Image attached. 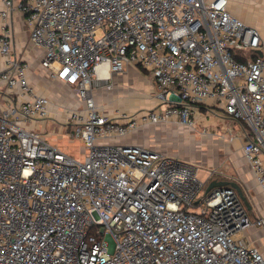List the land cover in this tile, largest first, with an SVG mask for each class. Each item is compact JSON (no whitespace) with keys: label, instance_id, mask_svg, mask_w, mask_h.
<instances>
[{"label":"built area","instance_id":"1","mask_svg":"<svg viewBox=\"0 0 264 264\" xmlns=\"http://www.w3.org/2000/svg\"><path fill=\"white\" fill-rule=\"evenodd\" d=\"M17 14L49 78L83 102L67 116L84 160L40 132L51 100L13 54ZM263 49L229 0H0V264H264L245 237L264 216L253 221L235 187L206 191L179 156L104 143L145 125L194 127L209 102L240 122L264 190ZM131 65L153 73L163 105L102 112L94 88Z\"/></svg>","mask_w":264,"mask_h":264},{"label":"crops","instance_id":"2","mask_svg":"<svg viewBox=\"0 0 264 264\" xmlns=\"http://www.w3.org/2000/svg\"><path fill=\"white\" fill-rule=\"evenodd\" d=\"M255 2L258 3L259 5H262V7H257V8L251 7L253 6L252 3ZM255 2L251 0H229V10L233 14L240 17L248 25L256 28L259 31L260 36L264 43V7H263L264 0L263 2L260 0L259 2L255 0ZM14 21H15V35H14V43H13L14 45L12 51L13 54H18L19 56L26 58L31 63V70L29 72L30 82L38 89L39 92L44 93L46 95L51 93V90L47 88V84L50 81L57 85H59L60 83L68 85L65 82L60 81L58 79L49 78L48 70L43 68L41 64L42 63L41 49L32 47L29 44V29L24 23L23 18L21 17L20 14H17L14 17ZM260 54H264V49L260 51ZM39 63L41 67L39 66ZM35 65H37L38 71L34 70L33 66ZM3 66H4V60L0 54V71L3 69ZM136 68L137 65H131L123 73L114 74L112 78V83H113L112 88L108 89L105 86H103L108 91L112 92L113 90H115L113 92L115 94L113 95L116 96V94H118L119 100L126 99L130 101L129 104L131 106L125 108L131 110L135 109V106L137 105L135 99L136 97H138V94L140 93L138 91L139 87L135 85L136 80H132L133 78H135L137 74H139L138 72H136ZM152 79H154L155 81L154 75ZM54 90L56 89L54 88L52 91ZM150 90H151L150 91L151 96H154V98L156 99L157 97H156V92H155L156 89L154 82L150 86ZM3 93H4L3 91H0V101L6 103L7 99L5 98V95ZM106 98L108 101L105 100V102L111 103L115 100V98L114 99H109L108 97ZM143 101L145 102V104L148 103L146 99H144ZM96 102L99 108H101V111L104 112L102 110L101 105L99 104L101 103V100L100 101L97 100L96 97ZM51 105H50V110L52 111ZM144 110L145 109H141L140 111H144ZM220 110L221 109H219L216 106H213L209 102L200 104L195 110L196 119L198 120L197 123L199 124L200 122L205 127L217 129V131L209 130L205 132H197L195 133L196 134L195 136L193 137L189 136V139L192 140L193 146L196 149L193 150H195V152L197 151L198 154L205 151L204 144L206 140L210 142L213 141L214 143H218L220 147L218 148V150H220L221 154H223L222 157L224 159H227L228 162L232 165L231 166L232 168L229 166L227 172L219 173L218 169L207 168L206 171H203L200 166L196 165L195 163L192 164L199 167V175L201 176V179L207 183H211L212 181H228L239 185V187H241L244 196V198H242V196L240 195L241 199L246 207L248 215L254 221L256 220L257 217L264 216V190L260 186L254 171L251 169L249 161L244 156L243 145L245 142V138L242 135V127L240 125V122L228 116L224 112L222 113L223 115L220 114L221 113ZM135 111L137 110L135 109ZM164 124L172 125L173 126L172 128L174 130L176 129L181 131V129L188 128L187 126L178 125L174 123H159L155 126L151 125V127H158V126L160 127L161 125ZM180 158L183 160L182 157ZM187 163L191 164V162H187ZM245 237H247L246 239L250 241L251 244L259 247L264 252L263 227L254 224L251 225L247 229V232L245 233Z\"/></svg>","mask_w":264,"mask_h":264},{"label":"rangeland","instance_id":"3","mask_svg":"<svg viewBox=\"0 0 264 264\" xmlns=\"http://www.w3.org/2000/svg\"><path fill=\"white\" fill-rule=\"evenodd\" d=\"M251 1L255 2V0ZM256 1L259 2V0ZM260 1L263 2V0ZM252 4L253 6L251 7L253 8L262 7V5H259L256 2ZM39 66L41 67L40 63ZM33 67L35 71H38L37 65ZM136 72H138L139 74H137L132 80H136L135 85L139 87L138 91L140 93L135 99V102H137L135 109L137 111H140L141 109L146 110L151 109L155 106H162L163 101L161 100V98L157 96V98L155 99L154 96H151L150 86L154 82V79H152L153 74L148 69H144L138 65L136 68ZM47 88L51 90V93H49L48 96L52 104V111L50 110L52 118H48L41 123L40 132L44 136H46V139L50 144L58 147L63 152L72 155L76 159L84 160L85 156L88 154V149H86V146L80 139L71 138L69 134L70 131H68V129L71 128L72 131H76L77 126L72 124L67 116V110L69 108L76 109L82 107L83 102L79 98L80 96L72 87L62 83L57 85L50 81L47 84ZM54 88L56 90L52 91ZM104 88L105 87H103V85L96 86L94 88L93 94L95 96V99L97 97V100H101V103L99 104L101 105L102 110L105 113L117 116L121 113L137 112L135 111V109L131 110L125 108L131 106L129 104L130 101L126 99L119 100L118 94H116V96L113 95L115 94L113 93L115 90L111 92ZM0 91H3L2 88H0ZM169 96L170 94L167 95V98H169ZM106 97H108L109 99L115 98V100L111 103L105 102V100H107ZM144 99L147 100V104H145V102L143 101ZM220 111V114L224 112L223 110ZM197 122L198 120L196 121L194 127L181 129V131L176 129L174 130L172 128L173 126L169 124H164L160 127H151V125H145L123 136H109L104 140V143L112 145H143L149 149L160 151L168 155L177 154L175 156L182 157L184 161L191 162V164L195 163L196 165L200 166L203 171H206L207 168H215L219 170V173L227 172L229 166L231 167L232 165L228 162L227 159H224L222 157L223 154H221L220 150H218V148H220L218 143L206 140L204 144L205 151L201 152L202 154H198L197 151L195 152L196 149L193 146L192 140L189 139V136L193 137L197 132H205L209 130L217 131V129L205 127L200 122L199 124ZM64 128L65 130H63Z\"/></svg>","mask_w":264,"mask_h":264},{"label":"water","instance_id":"4","mask_svg":"<svg viewBox=\"0 0 264 264\" xmlns=\"http://www.w3.org/2000/svg\"><path fill=\"white\" fill-rule=\"evenodd\" d=\"M222 185H231L233 187L236 188V190L240 193V195L242 196V198H244L241 187H239V185H237L236 183H232V182H228V181H212L206 191L211 190L213 187H217V186H222Z\"/></svg>","mask_w":264,"mask_h":264},{"label":"trees","instance_id":"5","mask_svg":"<svg viewBox=\"0 0 264 264\" xmlns=\"http://www.w3.org/2000/svg\"><path fill=\"white\" fill-rule=\"evenodd\" d=\"M208 185H209V183L207 184V186H206V187H208Z\"/></svg>","mask_w":264,"mask_h":264},{"label":"bare ground","instance_id":"6","mask_svg":"<svg viewBox=\"0 0 264 264\" xmlns=\"http://www.w3.org/2000/svg\"><path fill=\"white\" fill-rule=\"evenodd\" d=\"M103 69V68H102Z\"/></svg>","mask_w":264,"mask_h":264}]
</instances>
